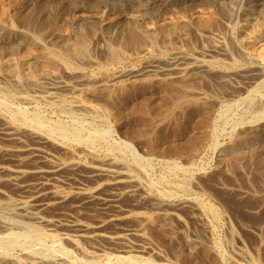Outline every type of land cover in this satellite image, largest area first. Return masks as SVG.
Segmentation results:
<instances>
[{
  "label": "rangeland",
  "instance_id": "rangeland-1",
  "mask_svg": "<svg viewBox=\"0 0 264 264\" xmlns=\"http://www.w3.org/2000/svg\"><path fill=\"white\" fill-rule=\"evenodd\" d=\"M112 2L0 0V23L36 38L41 46L37 51L19 35L0 40V125L11 124L25 142H45L49 163L72 161L85 150L95 159L132 168L142 195H122V216L103 231L139 227L148 249L124 252L120 243L105 240L77 239L72 244L58 231L25 223L14 210L22 195L0 182V202L5 197L0 203V264H264V86L255 88L264 85V0ZM24 13L32 20L29 28L20 21ZM182 23L188 25L162 38L163 29ZM77 44L85 47L83 61L71 60L69 65L53 53ZM219 45L223 55L215 50ZM110 46L120 53V61L112 60ZM195 60H205L211 71L194 72L181 86L215 102L203 135L157 119L158 127H166L162 137L151 134L145 141L129 119L131 108L143 102L158 105L162 95L142 87L132 101L122 104L118 88L103 89L115 76L127 79L129 72H139L136 83L146 84L151 78L142 72L146 67ZM253 74L258 76L255 83ZM82 75L92 82L93 93L66 88L47 99L42 91L50 80L69 84ZM177 121L182 122L181 117ZM253 131L256 136L249 141ZM81 171L65 175L56 191H74L75 181L88 187ZM182 204L190 211L180 208ZM91 208L52 204L42 214L69 215L92 224L100 215ZM128 240L143 245L132 236ZM129 256L137 257L131 263L118 262Z\"/></svg>",
  "mask_w": 264,
  "mask_h": 264
},
{
  "label": "bare ground",
  "instance_id": "bare-ground-1",
  "mask_svg": "<svg viewBox=\"0 0 264 264\" xmlns=\"http://www.w3.org/2000/svg\"><path fill=\"white\" fill-rule=\"evenodd\" d=\"M105 1L107 3H109V2L113 3L112 2L113 0H105ZM1 11H2V9H1ZM16 13H17V11H16ZM24 14H25L24 16L19 17L20 21L27 28H29L31 26L32 20L29 16L26 15V13H24ZM211 22H212V20H211ZM2 24L0 23V40L9 41L12 37L14 38V37H17V35H19L20 38L26 37L27 39L32 41L33 46L36 47V49L41 47L39 45V43L37 42L36 38H33V37L28 38L27 33H25V32L18 33L15 30H13V28L11 26H5ZM187 25H188V23H182V24L173 25L172 27H169V28L166 27V29L162 30V34L164 35V36H162V38L168 37L170 32L172 33L173 31L176 32V30H181L184 27H186ZM38 36H39V34H38ZM108 48H109V53L111 54L110 57L111 58L113 57L112 60L113 61L114 60L120 61L121 60V59H119L120 53L118 54L114 50H112L111 46ZM215 50L219 55H223L222 53L224 52V50L220 45L215 46ZM37 51H38V49H37ZM143 52H144V50H143ZM53 53L57 58H59L60 60H63L64 62H66L68 64H69V61H71V60L83 61L84 58L86 57L85 47L82 44H77V48L65 47L61 51H57L56 49H54ZM135 56H137V55H135ZM111 58L109 59V61L111 60ZM73 63H75V62H73ZM239 65H241V64H239ZM211 68L205 60H195L191 63H178V62L172 61L170 64H168L164 67L160 66V67H146V68H144V70H142V72L151 73V75H150L151 78H148V81L146 82V84H142V83H145V81L144 82L140 81V83L139 82L136 83V81L138 80V76H139L137 73H139V72H137V73L129 72L127 75H125V77H127V79H124L123 76L112 77L111 79H109L110 85H107V84L104 85L103 89L108 90V89L113 88V87L118 88L119 93H121V95H122L121 96L122 97V99H121L122 104L129 102V101H132L133 98L139 94V91L142 87H148V89H154L155 91L158 92V94L162 95L161 97H163L164 100H162L158 105L151 107L148 103H144L142 101L143 103L140 105L137 104V106H136V104H135L136 107L134 106V108H131V109H133L132 114H130V116L128 115L130 117L129 119H131V121H133V123H135L139 128L138 136L145 141L149 140V138H150L149 136L151 134L156 136L159 139L162 137L160 132H162V131L164 132V129L166 127L165 128L164 127L161 128V126L158 127L156 125L157 119H162L167 124L174 123V125L177 129H184L187 132H195L199 135L200 134L203 135V133L205 132V129L210 124L211 115L213 112V107L215 106L213 103H215V102H213V100H208L207 98H205V96H202V94H199V95L196 94L197 96L193 95L192 94L193 92L192 93L189 92L191 90L186 91L187 90L186 87L184 88L183 87L184 85L183 86H181V85L184 84L183 82H185L194 72H197V71L209 72V71H211ZM252 71H250V73H252ZM248 76H246V78H248ZM251 78L252 79L254 78L253 81L255 83V79H257L258 76L253 74L251 76ZM131 79H133V80H131ZM247 80H250V79L248 78ZM126 81H129L131 83H127ZM69 82L70 83L67 84V83H65L61 80H58V79L50 80L46 84V87L44 88V90H42V91L48 99V98H53L54 94H56L55 93L56 91L66 89V88L70 89L72 92H75L77 90H84L85 92L87 91V92L93 93L96 90L93 87H90L92 82L88 79V77H85L84 75L76 78L73 81H69ZM263 86L264 85L261 83V84H257L255 88L260 89ZM187 87H189V86L187 85ZM184 89H186V90H184ZM38 91H40V90H38ZM116 91H117V89H116ZM6 92H8V91H6ZM231 93H232V91H231ZM155 96H157V95H155ZM229 97H230V95H229ZM252 103H253V101H252ZM76 108L77 109L80 108V110H87V109H89V106L78 105V106H76ZM259 109H261V108H259ZM177 116L181 117L182 122L177 121L180 117H178V119H175V117H177ZM53 130L55 131V129H53ZM159 133H160V135H159ZM255 134H256V131L251 132V135H249V137L247 139H249V141H253V139L256 136ZM162 135L164 137V134H162ZM187 137H188V135H187ZM151 138H152V136H151ZM194 139L196 140L195 141L196 143L199 141L198 138L197 139L194 138ZM151 141H152V139H151ZM195 142H194V144H195ZM45 147H46L45 142L34 143L33 140H32V142L31 141L28 142V140H27V142H25V140L23 141L22 136L19 134L17 129L14 128L11 124L2 123L0 125V175H1L0 176V182H2V183L4 182L3 184L6 183V185H9L12 188H15V190L17 189L19 194L22 195L23 201H21L17 205V207L14 205L15 206L14 210H15L16 214L19 216V218L20 219L22 218L25 223L30 221V222H33V224L36 223L39 225H43L44 227L46 226V228L48 227L52 231H58V232H60L59 233L60 236L64 238L63 240H67V241L71 242L72 244L77 239H82L85 242L86 241L96 242L98 240H105V241H108L111 243H120V245H122L121 249H123L124 252H125L124 249H126V250H135L136 249V250H140L141 252L147 251V249H148L146 246L147 243H144L145 238L142 234V230L139 227H133V228L128 229V230L121 232V233H119V232L118 233L117 232L109 233V232L103 231L104 228H107L106 227L107 224H111V225L116 224V221H118L120 219L119 217L122 216L123 212L121 211L122 213H119V209H120L119 199L122 195H124V194L130 195V196L135 195L136 197H137V195L138 196L142 195L140 193V188L142 187V185L138 181L136 176L133 174L134 172H133V170H131L132 168L129 169L126 166L124 167L120 164H116L115 162H113L112 160H109V159L108 160H106V159H104V160L95 159V157L94 158L92 157V153H90V151H85V150L84 151L81 150L80 152H78V154L76 156L73 155L75 157H74V160H72V161H64V162L62 161L59 163H49L47 161V158L45 157V156H48V154L46 153ZM188 149H190V148H187V150ZM81 170H84V174L81 175V178L84 180V183L86 181H87V183L89 182L88 187L82 185L78 181H75L73 178V179H71V181L72 180L75 181L76 182L75 184L77 185V186L75 185L76 187H75L74 191L71 190L72 192H66L67 191L66 189H65L66 190L65 192H63L62 190H61L62 192L56 191V185L61 184L64 180H66L64 177L65 175H68V176L69 175L72 176V174L76 175L79 172H82ZM137 174H139V173H137ZM68 176H66V177H68ZM72 177H74V176H72ZM75 177H78V176H75ZM27 178H31V179H27ZM81 178L78 177L77 179H81ZM83 180H81V181L83 182ZM71 181H68V182H71ZM73 181H72V185L74 183ZM66 185H67V183H66ZM66 185H63V186H66ZM61 186H62V184H61ZM69 189H73V188H69ZM141 192H143V191H141ZM138 193L141 195H139ZM0 197H2V196L0 195ZM19 197H20V195H19ZM3 199H2V201H3ZM20 200H21V198H20ZM52 204H66L67 207L69 206V207H71V209L73 208L74 210H83L84 208L90 209V207H92L91 209L95 210V212L98 213V215H100V216L99 217L97 216L98 217L97 221L95 223H92V224L87 223V222H83L77 218L69 217V215L68 216H66V215L65 216H55V217H47L46 215L44 216L43 215L44 213L42 214V212L45 210V208L49 207ZM186 205L182 204L179 206H180V208H183L186 211H190V209ZM61 207H62V205H61ZM8 208H10V207H8ZM11 208L13 210V207H11ZM64 208H65V206H64ZM135 218H136V216H135ZM141 218H143V217H141ZM162 218H164V217H162ZM167 219H168V216H167ZM142 220H145V218ZM150 225H152V224H150ZM159 228H160V226H159ZM4 229H5V227H4ZM129 236L136 238L137 241H141V243L143 242V245H138V246L134 245L133 243H131L128 240ZM261 237L262 236H260V238ZM130 240H132V239L130 238ZM263 240H264V238H261L262 242H263ZM257 241H258V238H257ZM262 242H261V244H262ZM93 247H95V246H93ZM95 249L98 251H103L98 246ZM239 252L241 253V255L244 253V251H242L240 249H239ZM93 254H94V252H93ZM92 256L94 257V255H92ZM99 256H98V258L101 257V256L100 257ZM136 257L135 256H129V257L123 258L122 260H120L118 262L119 263H126V262L131 263V261L135 260ZM105 258L108 259L107 257H105ZM98 261H100V259ZM60 264H64V262L60 263Z\"/></svg>",
  "mask_w": 264,
  "mask_h": 264
}]
</instances>
